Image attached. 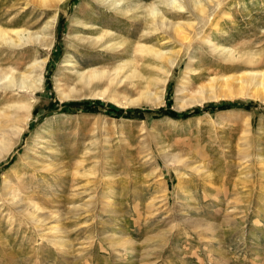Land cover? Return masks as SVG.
Wrapping results in <instances>:
<instances>
[{"label": "rangeland", "instance_id": "rangeland-1", "mask_svg": "<svg viewBox=\"0 0 264 264\" xmlns=\"http://www.w3.org/2000/svg\"><path fill=\"white\" fill-rule=\"evenodd\" d=\"M154 1L186 40L130 14L121 22L103 0H0V28L52 41L0 45V70L29 79L28 64L44 62L40 89H0V144L15 143L0 157V264H264V100L186 103L213 78L264 72V0H201L207 17L185 0L179 13L141 0ZM106 30L120 47L79 39ZM207 40L241 60L222 62ZM136 41L177 52L163 87L167 68L141 54L142 83L76 84L73 71L111 70ZM15 103H32L26 119ZM33 207L35 225L22 213Z\"/></svg>", "mask_w": 264, "mask_h": 264}, {"label": "bare ground", "instance_id": "bare-ground-1", "mask_svg": "<svg viewBox=\"0 0 264 264\" xmlns=\"http://www.w3.org/2000/svg\"><path fill=\"white\" fill-rule=\"evenodd\" d=\"M35 1L38 6H43L44 8L45 7L50 8V7L59 5V3L62 2L63 0H35ZM156 1L157 3L160 2L164 6L165 10L169 8V9H172V11L174 10L175 12H178V13L181 12L185 6L179 3L178 0H156ZM212 1L216 2L218 0H206L207 3H211ZM103 2L106 3L107 6L111 7L114 11H117V17L119 18V20L121 19V22L124 21L122 20L124 18L123 16L129 17V14H130V17L132 18H142L146 20V22L149 21L154 26L155 30L161 29L162 31H168V33L169 31H171V33L180 40H184V39L186 40L187 38V35L184 34V32H182V23L169 22V20L164 15L165 11L159 9L155 1L148 3V4L141 2V0H103ZM183 4H186V6L192 8V10L198 13L199 15L201 14L203 16H206L207 9L205 7V4H203L201 0H185ZM186 26H188V24ZM111 34H112L111 31L106 30L104 32L102 31L100 35L97 37H94V38L81 37L79 39L82 41H85V44L87 45V47L92 50L102 51L106 48L110 49L112 46L117 44V46L114 47V49H116L117 47H120L119 46L120 43L118 42L114 43L113 40L112 42H109L107 37H109ZM43 39L39 37L38 33H29L26 29L24 30L12 29L10 33L0 28V45H3V47L6 46L7 48H15V47L25 46L26 44H38L39 47L43 49L49 48L51 46L52 41L47 43V42H44ZM163 42H165V40L161 41V43ZM207 43L209 44L208 48L210 52L214 56L219 58V60L221 59L222 62L241 60L242 58L241 55L239 56L237 55L238 58H236V56L233 54L231 50L221 45L214 44L209 40H207ZM110 50H113V49H110ZM138 54L145 55V56L149 55L151 56V58L156 59L158 62H160L163 66L167 68V71L165 72L166 77L164 78L162 82V87H163L165 85V82L168 80V73L170 71V68H172L173 66L177 64V61H178L177 52H173L172 50H168V51L160 50L159 48H156L152 45H146L139 41H136L133 44L132 52L130 53V55H128L129 57H127L123 61H119V63H117V65L111 70H108V69L104 70V69H97V68H91V69L80 68L76 71H73L76 84H79L82 87H86L91 82L102 81L103 84H106L105 90L106 89L109 90V88H111L109 86H113V87L117 86L119 82L121 83V82L126 81V84L131 83V85H133L134 80L136 79L138 81L140 80L142 83V81L143 80L145 81V79L142 76V74L139 72L140 70L136 68V64H137L136 55ZM250 57L252 58L251 55H247V58L244 57L246 59V62H248L249 64L251 63ZM252 62L254 63V61ZM43 64L44 62H35V61L28 64L30 71L35 73V75L30 76L29 79H27V76L24 72L19 73L17 75L13 74L14 69L12 71L11 70L12 68H10L9 70H0V89H3V90L5 89L4 91H7V90H11V88L16 87L17 89L30 91V93L40 89L41 77H42L41 70L43 68ZM66 66L73 67V64L71 62H67ZM258 72L259 73L247 72L245 73V75L243 74H239V75L231 74V76L222 75L221 77H218L216 79L213 78L210 82L207 83V85H203V86L201 85V87L198 90L199 97L194 98L193 100H189L186 103L188 104L194 103V102L200 103L201 101L211 99V97H214V96L215 97L222 96L226 98L227 97L231 98V97H236V96H247L250 98L252 97V98H256V99L259 98L261 100H264V72L263 71L262 72L258 71ZM120 83H119V86H120ZM147 86H148L147 83L142 84L141 89H138L139 93L150 104H155V105L158 104L160 101L159 100L160 97L158 98L153 93H151L148 90ZM103 93L104 92H100L97 95H101L102 97ZM19 104L21 103H18V104L15 103V105L8 106V108H11L13 106L23 107L24 110L26 111L25 116H24V119H26L30 114L29 111L31 109L32 103L21 104V105ZM2 113H4V111ZM3 116H6V114L4 113ZM12 119H14L13 116H12ZM22 126H20V129L16 130L12 134L18 137L19 134L23 130ZM2 131L4 132L5 130L2 129ZM14 144L15 143H13L12 145L11 144L10 145L0 144V157L6 154L11 149V147L14 146ZM11 199L7 201H11ZM11 203L9 205H11ZM37 209H38L37 207H33V211L31 213L28 212L27 209H24L22 211V213L24 214L26 213V215L28 216L27 218H29V220H31V222L34 225L40 222V220L37 219L38 217H35V214H34L35 213L34 211H36ZM55 230L60 231L58 227H56ZM52 243L54 244L56 243V245H60L61 248L65 247V244L63 246L62 240L60 239H53Z\"/></svg>", "mask_w": 264, "mask_h": 264}, {"label": "trees", "instance_id": "trees-1", "mask_svg": "<svg viewBox=\"0 0 264 264\" xmlns=\"http://www.w3.org/2000/svg\"><path fill=\"white\" fill-rule=\"evenodd\" d=\"M197 109H198V108H196V109H191V110H188V112H187V113L197 112V111H198Z\"/></svg>", "mask_w": 264, "mask_h": 264}]
</instances>
